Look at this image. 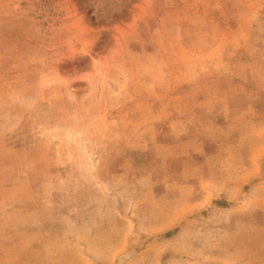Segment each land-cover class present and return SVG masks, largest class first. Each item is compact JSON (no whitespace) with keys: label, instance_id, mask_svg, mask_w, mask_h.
Returning a JSON list of instances; mask_svg holds the SVG:
<instances>
[{"label":"rangeland","instance_id":"obj_1","mask_svg":"<svg viewBox=\"0 0 264 264\" xmlns=\"http://www.w3.org/2000/svg\"><path fill=\"white\" fill-rule=\"evenodd\" d=\"M0 264H264V0H0Z\"/></svg>","mask_w":264,"mask_h":264},{"label":"bare ground","instance_id":"obj_2","mask_svg":"<svg viewBox=\"0 0 264 264\" xmlns=\"http://www.w3.org/2000/svg\"><path fill=\"white\" fill-rule=\"evenodd\" d=\"M128 254H124L120 257L119 262L121 263L126 257H128Z\"/></svg>","mask_w":264,"mask_h":264}]
</instances>
